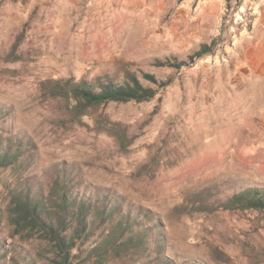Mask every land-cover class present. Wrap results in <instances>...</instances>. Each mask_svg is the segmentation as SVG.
<instances>
[{"label":"rangeland","instance_id":"rangeland-1","mask_svg":"<svg viewBox=\"0 0 264 264\" xmlns=\"http://www.w3.org/2000/svg\"><path fill=\"white\" fill-rule=\"evenodd\" d=\"M126 71L169 83L80 111L53 89ZM56 179L78 203L120 201L148 233V249L87 258L107 218L72 264H264V210L215 207L264 185V0H0V264H50L18 198L45 201Z\"/></svg>","mask_w":264,"mask_h":264},{"label":"trees","instance_id":"trees-1","mask_svg":"<svg viewBox=\"0 0 264 264\" xmlns=\"http://www.w3.org/2000/svg\"><path fill=\"white\" fill-rule=\"evenodd\" d=\"M211 50L212 47L209 44L203 43L189 58L191 60L201 58ZM183 62L185 61H177L176 58H166L164 60L157 59L155 64L180 66ZM140 77L148 81L149 84L144 83ZM52 82H54L55 94L71 101L72 108L80 111L87 105L109 101L133 100L140 102L148 100L154 96L157 87L166 86L169 80L161 81L149 72L142 71L141 75H138L134 71H126L123 80H116L104 75L96 76L92 81L82 78L78 81L55 79ZM2 158L7 161V158L10 159V153L3 151ZM53 183L45 201L40 198V195H37L34 200L30 198L29 194L23 196L22 199L18 198L19 208L26 211L34 221L40 224L43 232L53 244L52 255L49 257L50 264H72L73 248L77 246L78 242L87 241L107 218L110 220L109 229L102 239L85 251L88 255L87 258L94 255L99 256L110 250H133L136 253V249L139 250L141 247L150 248L147 245L146 228L135 229L133 227L136 224L134 218L132 219L130 211L121 207L120 201L115 200L114 206L109 210L106 205H99L97 201L90 203L89 199H82L78 203L76 194L67 193L66 188L68 187L63 186L65 184L63 179H56ZM215 207L229 210H264V185L255 183L235 190L223 199L216 201ZM148 219L147 217V221ZM158 235L159 237H152L153 242L163 250L162 242L164 240L160 230ZM140 256L136 255L132 264H147L144 261L138 262ZM26 264L36 263L32 261ZM160 264H164V262Z\"/></svg>","mask_w":264,"mask_h":264}]
</instances>
